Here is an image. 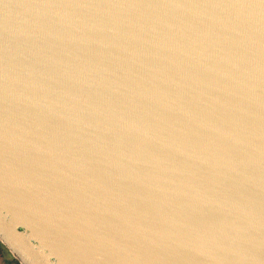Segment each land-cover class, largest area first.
I'll use <instances>...</instances> for the list:
<instances>
[{
	"label": "water",
	"instance_id": "1",
	"mask_svg": "<svg viewBox=\"0 0 264 264\" xmlns=\"http://www.w3.org/2000/svg\"><path fill=\"white\" fill-rule=\"evenodd\" d=\"M0 242L264 264V0H0Z\"/></svg>",
	"mask_w": 264,
	"mask_h": 264
},
{
	"label": "rangeland",
	"instance_id": "2",
	"mask_svg": "<svg viewBox=\"0 0 264 264\" xmlns=\"http://www.w3.org/2000/svg\"><path fill=\"white\" fill-rule=\"evenodd\" d=\"M0 260H5L13 264H20L10 251L0 242Z\"/></svg>",
	"mask_w": 264,
	"mask_h": 264
},
{
	"label": "crops",
	"instance_id": "3",
	"mask_svg": "<svg viewBox=\"0 0 264 264\" xmlns=\"http://www.w3.org/2000/svg\"><path fill=\"white\" fill-rule=\"evenodd\" d=\"M0 264H13V263L6 262L5 260H0Z\"/></svg>",
	"mask_w": 264,
	"mask_h": 264
}]
</instances>
